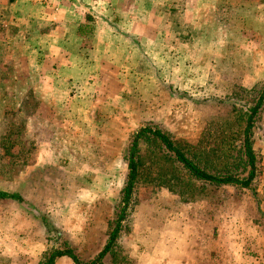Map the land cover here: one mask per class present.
<instances>
[{
    "label": "crops",
    "instance_id": "crops-1",
    "mask_svg": "<svg viewBox=\"0 0 264 264\" xmlns=\"http://www.w3.org/2000/svg\"><path fill=\"white\" fill-rule=\"evenodd\" d=\"M199 2L205 9L209 0ZM159 4L163 0H0V125L6 96L15 97L16 110L26 98L36 100L27 133L37 147L27 174L33 191L43 193L47 200L39 204L49 216L43 221L29 210L10 215L9 223L21 226L8 227L7 232L17 233L0 239L18 238L11 244L18 258H38L39 264L49 246L45 244L51 229L47 224L54 226L56 239H61L62 232L69 233L60 246L73 249L79 258L91 259L86 263L80 258L84 264L96 259L107 244L115 215L111 193L118 190L111 178L122 164L126 144L125 138H111L115 113L125 115L122 125L130 126L132 113L151 111L153 101L140 92L148 79L140 65L150 62L161 70L179 60V51L173 52L174 46L179 47L177 36H171L168 27H160ZM167 6L174 13V5ZM8 70L10 83L4 84ZM160 75L152 97L163 95L159 86H164V75ZM42 128L49 134L36 135V129ZM86 168L89 171L83 173ZM83 174L91 181L77 183ZM0 191L24 199L19 189ZM68 192L81 194L65 198ZM36 202L29 204L41 208ZM50 205L52 214L48 213ZM134 220V231L124 242L128 259L135 264H204L211 260L210 249L201 254L189 235H175L173 217L153 223V218L141 212ZM55 264L77 263L62 255Z\"/></svg>",
    "mask_w": 264,
    "mask_h": 264
},
{
    "label": "rangeland",
    "instance_id": "rangeland-1",
    "mask_svg": "<svg viewBox=\"0 0 264 264\" xmlns=\"http://www.w3.org/2000/svg\"><path fill=\"white\" fill-rule=\"evenodd\" d=\"M199 1L163 0L164 4L157 7V16L162 17L160 27H168L170 35L178 38L179 47L174 46L173 52L179 51V60L175 59L177 63L168 64L167 67L162 66L161 70L150 62L140 65V72L148 77L140 92L146 93L147 99L153 102L151 111L136 112L132 113V117L129 116L130 126L128 123L122 125L125 115L115 113L117 118L111 126V138H125L124 151L133 133L147 122L170 131L175 138L197 142L203 132L209 129V124L215 125L216 121L233 109L234 104L229 102L230 95L241 86L250 89L264 80V0H209L205 9L199 5ZM166 3L174 5V13ZM209 5L211 8H207ZM165 44L170 46L171 43L167 41ZM4 72L7 78L4 76L3 83L6 84L11 72ZM160 73L164 75V86H159L163 95L152 97L157 92L154 88ZM132 88L138 89V86ZM5 99V118L0 125V188L9 191L19 189L24 202L0 200V238L17 233L12 230L7 232L8 227L21 226V223H9L11 214L29 210L43 221L49 219L44 211L46 207L39 204L45 200L43 193L37 191L39 182L35 185L37 192L33 191L32 184L28 182L31 176L27 174V167L33 164V153L37 147L27 133V122L37 102L34 98H26L22 108L16 110L13 105L15 97L6 96ZM235 105L243 108V101H236ZM47 134L44 128L36 129V135ZM255 146L262 157V173L255 182V192L234 186L207 185L197 192L199 196L196 199H187L159 182L165 176V183H171L172 168L164 161L155 159L147 180L143 178L137 185L131 214L113 258L110 254L104 264H135L134 260L128 259L124 238L134 231V217L141 212L153 218V223H160V219L166 216L173 217L177 221L174 224L175 235H189L196 241L195 245L201 248V254L207 249L211 250L212 258L204 264H264V111L257 125ZM150 153L145 155L147 168L152 165ZM84 171L86 173L89 169ZM127 173V166L122 160L117 173L111 178L112 185L118 189L111 193L115 213ZM39 176L43 175L38 174L36 177ZM88 179L90 176L83 174L76 180L77 183H87ZM47 181H51L50 177ZM202 185L201 182L197 183L198 188ZM176 186L178 189L181 187L179 183ZM73 194L81 193L68 192L65 198H71ZM38 197L41 199L38 200ZM34 201L41 208L33 209L29 203ZM48 208V213L52 214L53 206ZM48 234L49 239L45 242L49 245L47 249H65L60 243L69 239V233L62 232L58 237L60 240L56 239L57 232L54 229L51 228ZM13 240L18 241V238L0 239V264H37L38 258H18L11 248ZM80 258L86 263L91 260H85L87 256L80 255Z\"/></svg>",
    "mask_w": 264,
    "mask_h": 264
},
{
    "label": "trees",
    "instance_id": "trees-1",
    "mask_svg": "<svg viewBox=\"0 0 264 264\" xmlns=\"http://www.w3.org/2000/svg\"><path fill=\"white\" fill-rule=\"evenodd\" d=\"M236 101H243V108L237 107ZM229 102L234 104L233 109L216 121L215 125L209 124V129L203 132L197 142L175 138L170 131L152 122H147L133 133L123 155L128 169L127 179L108 232V242L98 257L88 264H104L108 255L115 252L131 214L137 185L143 178L147 180L155 159L164 161L172 168L173 175L169 174L171 183H165V176L159 182L187 199H196L199 196L197 192L207 185L256 191L255 182L262 173V157L255 146V139L257 125L264 111V80L250 89L239 87L229 96ZM146 153L153 157L152 165L148 168ZM198 182L203 184L201 188L197 187ZM178 183L180 189L176 186ZM0 198H17L24 202L15 194L1 191ZM47 226L54 228L50 224ZM62 255H69L77 264H84L69 248L48 249L39 264H55L56 258Z\"/></svg>",
    "mask_w": 264,
    "mask_h": 264
}]
</instances>
